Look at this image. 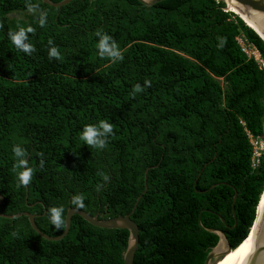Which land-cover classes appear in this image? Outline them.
Here are the masks:
<instances>
[{
	"label": "trees",
	"instance_id": "trees-1",
	"mask_svg": "<svg viewBox=\"0 0 264 264\" xmlns=\"http://www.w3.org/2000/svg\"><path fill=\"white\" fill-rule=\"evenodd\" d=\"M18 25L35 29L31 56L8 39ZM97 29L117 42L122 61L99 57ZM238 34L264 62V42L216 0L149 7L71 0L59 8L0 0V214L38 217L43 210L34 224L57 236L62 230L50 223L49 208L63 207V215L75 208L98 220L123 216L145 186L129 216L138 228L132 264H200L216 240L198 226V215L230 227L233 192L232 229L207 215L200 222L222 231L232 250L239 247L264 191V154L251 168L247 137L263 136L264 66L240 52ZM49 40L61 59L48 58ZM145 79L151 87L133 97ZM100 120L115 133L103 150L80 138L85 125ZM16 144L35 170L27 187L13 170ZM194 181L197 191L224 185L232 192L219 186L200 194ZM75 194L85 207L71 204ZM125 240L124 230L71 217L66 235L47 241L24 217H0V264H122Z\"/></svg>",
	"mask_w": 264,
	"mask_h": 264
},
{
	"label": "water",
	"instance_id": "water-1",
	"mask_svg": "<svg viewBox=\"0 0 264 264\" xmlns=\"http://www.w3.org/2000/svg\"><path fill=\"white\" fill-rule=\"evenodd\" d=\"M40 1L49 7L59 8L61 6L68 4L71 0H40ZM160 1H163V0H127V2L132 5L145 6V7L152 6L155 3H158ZM166 1H171L174 3H186L189 0H166ZM216 1L221 2L223 4L224 12H231L235 14L245 24L244 20L241 18L240 15L244 16L254 26L256 30L252 28L250 29L264 42V0H216ZM234 10L236 12H234ZM201 168H200V171H201ZM145 172H144V175H145ZM195 181L193 183L194 190L195 192L200 193V194L205 193L208 190L215 188V187H219V186L229 189L227 186L218 185V186L211 187L210 189L204 192H201L195 189ZM144 185H145V177H144ZM145 191H146V187L144 186L142 193L136 198L128 214L123 215V216H117L114 218L105 219V220H98L95 215L91 216L87 214L86 212H83L79 209L67 208L65 215H64L65 226L57 236H47L43 234L34 224V218H39L43 215V210L41 207L40 208L42 210V214L38 217H34V215L29 214L27 212H21V213H17L13 215L0 214V217L3 219H14L18 217H24L28 221L31 230H33L39 237L47 241H58L62 239L68 232L71 217H79L82 220H84L86 223L94 227L101 228V229L124 230L126 232V240H125L124 251L122 255V264H132L133 256L135 254L137 244H138V228L136 224L130 220L129 216L134 210L140 196ZM232 194H233V198H232L233 202L231 205V226L230 227L223 224L222 223L223 220L220 217L219 218L221 221L218 220L216 217L210 214H207V213H200L198 215V226L202 230H204L209 236H211L212 238L216 240V244L213 247H211L210 250H206L200 254V264H220L222 256L229 253L232 250L222 231L218 229H213V228H205L200 222L201 217L204 215H207V216L215 218L223 226L227 227L228 229H232L233 223H234V202H235V195L233 192ZM258 204H259V199L255 207L254 219L252 221L251 227L249 228V231L247 234V236L250 233L252 235V249L249 255L247 256L246 260L244 261V264H264V207L262 208L259 215H257ZM34 206L35 205L27 206V207H34Z\"/></svg>",
	"mask_w": 264,
	"mask_h": 264
},
{
	"label": "clouds",
	"instance_id": "clouds-1",
	"mask_svg": "<svg viewBox=\"0 0 264 264\" xmlns=\"http://www.w3.org/2000/svg\"><path fill=\"white\" fill-rule=\"evenodd\" d=\"M35 5L29 3L27 5L28 11L32 12L35 9ZM46 13L41 12L39 16V24L41 27L46 24ZM35 29L31 26L23 27L17 26L16 30H9L7 33L8 39L15 46L17 50L22 51L26 55L31 56L36 48L29 41V34L34 33ZM97 37V51L100 58H108L112 62H118L123 60V53L121 52L119 45L113 39L112 36L104 32L102 29H97L94 33ZM49 49H48V58L51 59H61V53L59 52L58 47H56L52 40H49ZM146 87H151V81L145 79L144 85L137 83L133 86L132 96L135 97L137 93L143 92ZM113 125L107 120H100L98 125L88 124L85 125L80 134L81 140L85 142L88 147L95 149L103 150L108 145V137L114 135ZM13 154L16 158V163L14 165V171L16 172V177L18 180L19 186L27 187L30 185L32 177L35 170L29 166L27 160V152L20 145H13L12 148ZM42 156V154H41ZM44 166V160H40V168ZM103 179V182H108L110 177L103 172H99ZM103 187V184L97 185V190ZM71 204L76 208L85 207L84 196L82 194H75L71 198ZM64 209L63 207L53 206L48 209V217L50 223L56 228L57 231L62 230L65 226L64 219Z\"/></svg>",
	"mask_w": 264,
	"mask_h": 264
},
{
	"label": "built area",
	"instance_id": "built-area-1",
	"mask_svg": "<svg viewBox=\"0 0 264 264\" xmlns=\"http://www.w3.org/2000/svg\"><path fill=\"white\" fill-rule=\"evenodd\" d=\"M236 45L238 46L240 52L244 54L247 58H251L258 68H262L264 66V62L261 59L257 50L249 44L242 34H238L234 38ZM248 137V143L251 147V159H250V166L251 168H255L258 164L259 157L264 154V150H261L262 140L260 137Z\"/></svg>",
	"mask_w": 264,
	"mask_h": 264
},
{
	"label": "bare ground",
	"instance_id": "bare-ground-1",
	"mask_svg": "<svg viewBox=\"0 0 264 264\" xmlns=\"http://www.w3.org/2000/svg\"><path fill=\"white\" fill-rule=\"evenodd\" d=\"M234 12L236 11L234 10ZM240 16L248 27L255 29L254 26L244 16L242 15ZM263 193L264 191L262 192L261 196L263 195ZM261 196L257 207V215H259V213L262 210V209L260 210V206L262 204ZM263 207H264V201H263ZM251 249H252V235L250 233L239 247L231 250L229 253L222 256L220 264H244V261L249 255Z\"/></svg>",
	"mask_w": 264,
	"mask_h": 264
},
{
	"label": "rangeland",
	"instance_id": "rangeland-1",
	"mask_svg": "<svg viewBox=\"0 0 264 264\" xmlns=\"http://www.w3.org/2000/svg\"><path fill=\"white\" fill-rule=\"evenodd\" d=\"M11 17H21L20 14H12L10 15ZM261 140H262V146H261V150H264V124H263V136L261 137ZM263 201L264 199L262 200V204L260 206V210L263 208Z\"/></svg>",
	"mask_w": 264,
	"mask_h": 264
}]
</instances>
